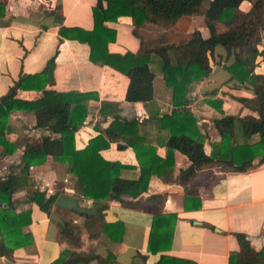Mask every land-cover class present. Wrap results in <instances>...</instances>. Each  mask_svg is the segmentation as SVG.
<instances>
[{
  "label": "crops",
  "instance_id": "1",
  "mask_svg": "<svg viewBox=\"0 0 264 264\" xmlns=\"http://www.w3.org/2000/svg\"><path fill=\"white\" fill-rule=\"evenodd\" d=\"M94 2L0 0V97L20 76L40 71L51 57L52 79L45 87L96 92L97 97L87 101V114L76 131L77 146L83 145L96 132L95 124L105 126L112 119L115 113L111 108L104 115L98 112L101 101H110L117 103L115 108L122 119L136 117L141 121L139 131L149 142L144 143L145 147H153L158 156L154 162L156 167L162 159L172 161L163 174H150L146 190L141 194L135 197L122 195L123 202L108 198L103 220L122 222L120 240L109 245L117 264H159L162 253L171 257L172 263H178V257L198 264H228L229 252L238 248L234 236L236 231L245 233L254 248L264 247V157L253 156L242 171L221 170L217 165L199 162V154H209L213 142L220 139L210 122L211 117L219 112L204 99H219L220 108L226 112L240 116L257 115L239 100V97H251L252 87L232 77L224 68V64L233 60L232 54H227L223 46L216 45L209 60L211 70L206 76L191 82L189 106L197 117V124L206 133L204 140L197 142L184 135H169L166 130L157 128L155 119L171 107L169 90L159 74L152 77L149 100H128L125 98L129 81L126 74L109 65L90 61L86 42L59 34L61 26L91 28ZM248 4L243 0L240 7L245 9ZM199 23L201 19L195 14L181 15L172 26L163 29L164 37L166 41L173 42L168 39L169 32L179 37L180 30L184 31V39L196 31L206 36L208 31L204 22L203 26ZM105 25L115 30V39L107 45L109 51H136L139 48V37L132 33L133 26L128 16L105 21ZM139 28L144 29L143 26ZM218 28L226 30L230 25L218 24ZM138 29L137 33L145 37ZM260 34L261 48L264 45L263 30ZM255 71L264 73V55L257 57ZM37 93L33 88L15 89L18 97L30 98ZM8 122L10 128L6 137L17 147L0 157V189L8 192V203L14 205L15 210L29 209L30 222L23 226V230L31 234V241L15 248L9 257L1 255L0 264H49L64 249H95L104 254V245L97 238L90 237L82 225H78V246L71 245L60 235L59 222L69 216L70 209L52 207L60 219L58 221L26 200V190L35 183L47 193L58 190L59 193L78 195L66 179L67 175L56 172L50 156L33 166L20 162L25 137L39 141V137L47 133L46 129L33 126L32 114L26 110H13ZM256 139V134L250 137L252 141ZM167 150L172 151L171 155L168 156ZM99 153L104 159L130 166L123 168L120 175L137 176L138 161L130 144L112 141ZM191 161L195 162L194 174L181 184L177 180L179 169ZM160 214L165 216L162 223H155V230L166 227L169 233V228H172V234L170 241H165L164 250L153 252L147 248L148 239L151 223L154 218H160ZM87 264H96V261L91 260Z\"/></svg>",
  "mask_w": 264,
  "mask_h": 264
},
{
  "label": "trees",
  "instance_id": "2",
  "mask_svg": "<svg viewBox=\"0 0 264 264\" xmlns=\"http://www.w3.org/2000/svg\"><path fill=\"white\" fill-rule=\"evenodd\" d=\"M243 0H95L91 7L92 27L61 26L59 34L66 38L86 42L89 45L88 59L92 62L109 65L127 75L129 81L125 98L146 101L151 98V80L159 74L170 93L169 110L156 116L157 128L169 135H184L201 142L206 133L197 124V117L190 108L188 94L193 80L202 78L211 70L209 60L216 45L224 47L233 60L224 64L230 75L252 87L251 97L239 100L257 115L230 113L220 108L219 99H204L215 107L219 114L211 117V125L217 130L220 139L213 142L209 154L201 152L199 162L214 164L221 170L242 171L253 156L264 157V73L256 72L257 57L264 55V45L260 48V31L264 26V0H247L245 9L240 7ZM200 14L208 31L206 36L194 32L188 39L168 42L163 29L170 27L181 15ZM126 15L132 23V33L139 37L136 51L114 52L108 50V43L115 39V30L105 25L118 16ZM218 24H229L230 28L220 30ZM150 25L161 30L159 36L146 39L137 33V28ZM52 58L44 67L33 74H25L0 97V157L11 153L16 143L6 137L10 128L8 117L13 110H26L33 116V126L47 130L39 141L26 136L20 154V162L27 166L41 164L47 156L54 162L57 173L67 175L74 192L91 200L89 206L108 195L109 199L124 201L122 195L135 197L146 190L150 174H163L172 161L162 159L154 165L158 157L153 147H145L148 138L139 130L136 117L122 119L117 114V103L101 101L98 112L104 115L111 108L115 113L105 126L95 124L96 132L86 142L76 145V131L87 114V101L96 98L94 91L55 90L45 87L52 79ZM16 88H33L38 93L30 98L15 95ZM112 106L114 108H112ZM110 111V112H111ZM55 133L54 136L51 134ZM256 134L257 139L250 137ZM112 141L130 144L138 161L136 177L120 175L123 168L130 167L119 161L104 159L99 150ZM166 153L171 155L172 151ZM200 163V164H201ZM25 165V166H26ZM195 162H189L179 169L178 182L185 181L194 174ZM167 166V167H166ZM164 170V171H163ZM22 180L23 177L20 176ZM58 190L46 192L36 183L26 190V200L35 203L42 211L49 213ZM8 192L0 189V256H11L17 247L28 244L31 234L23 230L30 222L29 209L15 210L8 203ZM106 202H100L94 214L80 213L70 209L76 218L82 220L88 235L104 245V254L95 249L88 251L62 250L49 264H117L109 248L113 241L120 240L122 222L104 221L103 210ZM58 207V206H56ZM165 214H160L151 223L147 248L150 251L164 250L165 241H170L172 228L155 230V223H162ZM72 216L59 222L60 235L71 245L80 244L79 223ZM153 224V225H152ZM167 235V236H166ZM238 248L228 254V264H264V247L254 248L243 232H234ZM160 254L159 264H198L189 259Z\"/></svg>",
  "mask_w": 264,
  "mask_h": 264
},
{
  "label": "water",
  "instance_id": "3",
  "mask_svg": "<svg viewBox=\"0 0 264 264\" xmlns=\"http://www.w3.org/2000/svg\"><path fill=\"white\" fill-rule=\"evenodd\" d=\"M107 200H108V195L101 198L98 202H95L89 207V206L80 204L79 198L74 194L59 193L57 194V196L55 197L53 201V207L61 206L66 209H74L75 211L80 212V213L94 214L95 208L100 204V202H107ZM49 215L53 219L60 221L59 217L54 213L52 209L49 212Z\"/></svg>",
  "mask_w": 264,
  "mask_h": 264
},
{
  "label": "rangeland",
  "instance_id": "4",
  "mask_svg": "<svg viewBox=\"0 0 264 264\" xmlns=\"http://www.w3.org/2000/svg\"><path fill=\"white\" fill-rule=\"evenodd\" d=\"M195 15H197L198 17H200V19H201V23H199V25L200 26H203V16H201L200 14H195ZM202 17V18H201ZM172 26V25H171ZM144 27V29H142L141 28V30H140V28L138 29V30H140L143 34H145L144 36L146 37V39H153V38H157L159 35H158V33L160 32L159 31V29H158V31H157V28L156 27H153V26H150V25H144L143 26ZM180 28H178V30H179ZM177 30V31H178ZM261 30H263V38H262V41H264V26H263V28L261 29ZM179 32V31H178ZM184 31L182 32L181 30H180V32H179V37H183L184 35ZM158 35V36H157ZM178 36H176L175 34H173V32H169V34H168V39H171V40H173V42H177V41H180V40H184V37L183 38H179ZM179 38V39H178ZM69 216H72V217H74L75 219H76V222L77 223H79V225H81L82 224V220H80V219H78V218H76V216H75V214L73 213V212H69ZM66 217H68L67 215H66ZM65 218V217H64Z\"/></svg>",
  "mask_w": 264,
  "mask_h": 264
},
{
  "label": "built area",
  "instance_id": "5",
  "mask_svg": "<svg viewBox=\"0 0 264 264\" xmlns=\"http://www.w3.org/2000/svg\"><path fill=\"white\" fill-rule=\"evenodd\" d=\"M79 198V202L80 204H83V205H86V206H89L91 200L89 198H82L80 196H78Z\"/></svg>",
  "mask_w": 264,
  "mask_h": 264
}]
</instances>
